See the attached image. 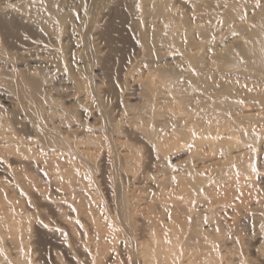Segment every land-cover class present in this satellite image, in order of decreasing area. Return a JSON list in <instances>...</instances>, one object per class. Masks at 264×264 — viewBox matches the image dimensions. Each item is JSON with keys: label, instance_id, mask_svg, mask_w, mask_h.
Here are the masks:
<instances>
[{"label": "bare ground", "instance_id": "1", "mask_svg": "<svg viewBox=\"0 0 264 264\" xmlns=\"http://www.w3.org/2000/svg\"><path fill=\"white\" fill-rule=\"evenodd\" d=\"M73 1L0 0V264H264V0Z\"/></svg>", "mask_w": 264, "mask_h": 264}, {"label": "rangeland", "instance_id": "2", "mask_svg": "<svg viewBox=\"0 0 264 264\" xmlns=\"http://www.w3.org/2000/svg\"><path fill=\"white\" fill-rule=\"evenodd\" d=\"M63 1H64V0H63ZM251 2H253V1H251ZM73 3H76V1L74 0ZM65 7H66V5H63L62 8L65 9ZM64 9H63V10H64ZM69 11H70V12H69ZM73 11H75V10H68V9H65V12H68V13H70L71 15H75L76 13H74ZM249 11H250V9H249ZM249 11H248V12H249ZM75 12H76V11H75ZM221 29H223V28L221 27ZM221 29H220V30H221ZM223 30H224V29H223ZM117 45H119V44H117ZM120 45H121V44H120ZM117 47H118V46H116V48H117ZM123 47H124V48H123ZM122 48H123V49H122ZM125 49H126V50H125ZM118 50H120V53L118 54V56H120L121 54H122V55H125V53L127 52L128 48H126V44L124 43V45L122 44V45L120 46V48H118ZM124 50H125L126 52H125ZM123 52H125V53H123ZM116 55H117V54H116ZM115 59H116V58H115ZM115 59H114V57L112 58V63H114ZM136 74H138V73H136ZM135 76H136V75H135ZM72 97L74 98L75 96L72 95ZM99 183H100V182H99ZM99 188H100V191H99L98 194H99L100 196L98 195V197L101 198V195H102L105 191H101V190H103V186L100 185ZM102 192H103V193H102ZM96 196H97V195H96ZM102 196H103V195H102ZM101 199H102V198H101ZM59 255L61 256V254H59ZM62 261H64V260H63V257H62ZM111 264H112V263H111Z\"/></svg>", "mask_w": 264, "mask_h": 264}]
</instances>
